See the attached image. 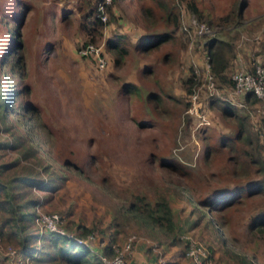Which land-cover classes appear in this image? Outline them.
<instances>
[{"label":"rangeland","instance_id":"1","mask_svg":"<svg viewBox=\"0 0 264 264\" xmlns=\"http://www.w3.org/2000/svg\"><path fill=\"white\" fill-rule=\"evenodd\" d=\"M187 1L114 0L101 35L95 36L107 59L100 69L79 54L86 38L79 26L86 0H0V95L8 100L7 114L0 107V180L27 172L41 176L39 187L24 188L38 200L36 212L58 213L65 232L89 229L82 237L93 235V248L101 239L107 243L109 234L118 246L133 236V250L150 246L186 257L187 234L212 251L206 264H234L237 252L264 264L263 244L246 229L249 217L264 206V190H247L261 175L242 172L231 161L239 146L238 125L210 104L216 96L231 99L225 91L210 95L203 47L205 38L219 32L233 38L235 58L227 78L243 67L240 60L252 68L261 60L264 17L257 18L264 16V0H247L238 31L217 18L239 0H193L202 21L189 13ZM192 18L210 32L198 33ZM164 31L172 32L170 38L148 49L130 41L131 35ZM118 35L128 51L114 63L118 55L106 43ZM190 68L199 83L188 95L183 80ZM242 97L234 104L244 108L250 129L260 135L264 103L250 105ZM230 187L246 189L205 217L198 202ZM160 196L171 204L174 231L151 228L130 211L131 203L142 209ZM41 229L39 218L27 222L26 230ZM6 249L0 246V264H9Z\"/></svg>","mask_w":264,"mask_h":264},{"label":"trees","instance_id":"2","mask_svg":"<svg viewBox=\"0 0 264 264\" xmlns=\"http://www.w3.org/2000/svg\"><path fill=\"white\" fill-rule=\"evenodd\" d=\"M114 3V0H113ZM247 3V0H239L236 7H232L226 14L219 16L217 19L220 24L233 25L235 31H238V24L241 19L242 9ZM97 0H86L85 9L83 10L79 26L86 37L81 45L93 42L95 43V36L101 35L104 23L96 15ZM186 9L190 14L194 15L199 21L203 20L202 13L197 4L193 0H189L185 4ZM111 7H108V18L111 14ZM169 9V8H168ZM167 9V11H169ZM175 15H173L174 22H176ZM260 16L257 20L262 19ZM255 21V20H253ZM210 23V21H209ZM172 32L164 31L160 34H147L137 40L136 46L142 49H148L152 46H158L166 39L170 38ZM112 39V40H111ZM233 38L225 37L221 33H213L205 38L203 47L206 51L210 69L214 75L216 86L221 88L223 85H231L230 78H227V70L231 65V60L235 58ZM125 38L118 35L115 38H110L106 45L114 54L118 55L114 59V63L127 54V46L125 45ZM80 45V47H81ZM259 57L262 56L264 60V39L260 43ZM10 53L4 58L8 59ZM145 71H150V67H146ZM198 79L190 68L189 74L184 78V92L188 95L192 94L193 88L198 84ZM224 83V84H223ZM127 85V86H126ZM124 88L130 90L136 87L133 84H126ZM221 85V86H220ZM0 95V107L5 108L4 114H7L8 100ZM148 98L153 99L155 94L149 92ZM5 99V101H3ZM242 99L250 105H255L259 100L252 93H246ZM210 104L218 107L223 115L233 117L237 121L239 136V146L234 149V154L231 161H234L238 169L242 172L260 173L261 179L253 180V183L247 187L249 193L253 191L264 190V142L259 139L260 135L257 131L250 129L248 114L244 112V108H239L236 104L226 100L223 96L211 98ZM263 122V118L260 120ZM263 126V123H262ZM264 127V126H263ZM9 143V142H8ZM33 149V148H32ZM2 166H0L1 170ZM236 173V172H235ZM41 176H35L29 172L23 173L15 178H11L6 182L0 180V246L3 248H14L21 256L28 257L31 264H104L100 255L105 254L111 256L113 254L112 245L116 244L114 236L108 235V242L104 245V251L99 256L91 244L79 242L78 239L90 230H85L84 234H75L74 232L60 233L57 231H50L48 229H41L38 232L26 230L27 222L34 221L40 214L34 209L38 200L28 197L24 191L26 187L38 186L41 183ZM255 181V182H254ZM59 184H55V191L59 190ZM58 186V188H56ZM243 187H230L226 189H219L212 194L198 202L202 207V212L205 217H208L211 212L221 211L227 207L243 193ZM53 190V191H54ZM26 195V196H25ZM130 211L134 217L140 219L143 224L160 231L167 233L174 231L176 223L173 217V210L169 200L165 196H160L157 201L144 202L142 209L136 205H130ZM61 218V216H60ZM62 223V218H61ZM60 223V226H61ZM77 227V226H76ZM81 228L82 226H78ZM246 229L252 237L261 241L264 246V206L258 208L248 219ZM106 234L107 230H103ZM173 233V232H172ZM174 234V233H173ZM173 234H171V241L174 242ZM209 250V249H208ZM210 255L212 251H209ZM234 264H257L250 256L243 253H234ZM99 257V258H98Z\"/></svg>","mask_w":264,"mask_h":264},{"label":"built area","instance_id":"3","mask_svg":"<svg viewBox=\"0 0 264 264\" xmlns=\"http://www.w3.org/2000/svg\"><path fill=\"white\" fill-rule=\"evenodd\" d=\"M113 0H97L96 6V15L100 18L101 22L104 24L108 20V7L112 6ZM192 23L195 24V27L199 29L198 33L206 34L210 32L209 26L205 23H197L195 19L192 18ZM80 56L90 57L95 60L98 68L102 69L106 67L107 59L104 53V45L97 43H87L85 45H81L79 49ZM207 89L211 90V94L213 95L215 92H221V94L227 92L230 94V99L234 103L235 99H238V96H243L246 93L254 94L259 101L264 103V61L254 62L252 68L246 69L244 67L240 69H236L230 75L231 86L229 88H218L216 86V82L214 79V75L210 69V63L207 64ZM197 99V92L192 95V102L195 105ZM236 102L235 104H237ZM261 139L264 140V130L260 133ZM39 221L43 225V228L48 229L50 231H57L60 233H64L65 231L61 228V218L58 213H42L38 217ZM93 235L85 237H80L78 239L79 242H85L90 244V240L93 239ZM183 238L188 243L187 250L185 255L192 264H206L210 259V252L205 247V245L201 242H198L190 235H184ZM133 244L134 237H128L121 246L118 244H113V254L111 256H107L105 254H101L100 257L103 260L104 264H126V258L132 255L133 252ZM6 255L9 261L13 262V264H31V261L28 257L18 256L17 251L14 248L8 247L6 249ZM157 264H169L167 260H164L161 256L157 259Z\"/></svg>","mask_w":264,"mask_h":264},{"label":"crops","instance_id":"4","mask_svg":"<svg viewBox=\"0 0 264 264\" xmlns=\"http://www.w3.org/2000/svg\"><path fill=\"white\" fill-rule=\"evenodd\" d=\"M137 34L136 36L131 35L130 36V41L131 43H134L135 40L146 36L147 34L145 33L144 35ZM139 36V37H138ZM135 37V38H134ZM138 37V38H137ZM138 48H141L137 46ZM260 61H264L262 56L260 57ZM241 61V62H240ZM240 64L244 67L247 68L248 64L245 62L243 63L242 60H240ZM262 103V102H261ZM263 106V113H264V104ZM257 107V106H256ZM260 109V106L258 107ZM263 126H264V115H263ZM99 245L95 246L94 249L95 251L100 255L104 251V245H105V240H99ZM101 244V245H100ZM173 244V243H171ZM162 249V247H160ZM162 250H159V248H151L150 246H147L144 248L143 246H136L135 249L132 252V255L128 258L126 264H157V259L159 256H163L164 258H168L169 264H192V262L189 260V258H186L185 256H182L180 252H176L175 250L167 251L164 250V255L162 254ZM18 256H21L17 253ZM9 260V259H8ZM9 264L13 262L9 261Z\"/></svg>","mask_w":264,"mask_h":264}]
</instances>
